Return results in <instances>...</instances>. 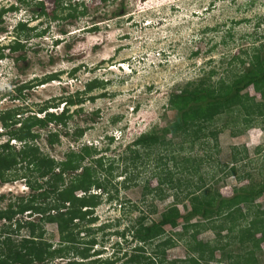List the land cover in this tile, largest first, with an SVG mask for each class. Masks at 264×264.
I'll list each match as a JSON object with an SVG mask.
<instances>
[{
    "label": "rangeland",
    "instance_id": "374dc122",
    "mask_svg": "<svg viewBox=\"0 0 264 264\" xmlns=\"http://www.w3.org/2000/svg\"><path fill=\"white\" fill-rule=\"evenodd\" d=\"M40 2L45 7V17L36 12L41 10L36 6ZM71 2H83L85 15L77 20L55 21L52 17L59 9L57 0H25V4L19 0H0V10L18 7L16 12H7L2 17L0 29L4 31L0 30V48L23 41L25 63L28 65L21 74L18 72L21 68H16L12 58L0 62V132L5 131L1 117L7 110L26 106L31 108L28 111L35 113L39 106L51 102V107L55 104L59 106L49 111L61 113L64 98L69 95L76 97L80 93V98L85 99L82 105L73 106L70 110L73 113L67 128L70 136L61 137L52 149L43 140L44 135L37 144L56 162L64 160L65 154L70 151L78 152L84 145L92 146L97 154L91 161L102 158L105 167H109L98 178L114 200L112 203L102 201L94 210L93 217L97 220L91 225H80V231L74 232L82 242V249L88 246L85 243L95 239L96 245L84 261L91 264L111 259L118 248H126L130 255L135 246L134 243L128 245L132 235L130 230L141 216L147 221L157 220L164 210L174 204L183 214L185 206L190 207V197L185 199L184 204L181 203L185 191L171 189L164 184L157 192H152L159 187L156 174L163 168H173L175 179L187 180L194 189L204 186V189L218 190L223 197H231L235 188L263 179L264 120L247 130L230 125L219 134L217 144L214 138H210L205 143H196L194 148L185 145V152L196 160L188 166L191 173L183 172L182 168L179 170V166L175 169L171 163L158 168L157 158L165 154L159 149H154L156 152L141 150L142 158H136L132 151L135 147L130 145L141 135L162 128L173 120L174 114L168 108L172 91L205 74L209 75L213 70L219 74L213 79H218L234 67L230 65L233 56L241 54L259 38L264 42V0ZM19 23H26L30 31H18ZM62 30L66 34H62ZM49 74H57L59 78L25 91L24 100L16 99L13 92L16 82L39 81ZM95 80L100 83L98 88L84 94L86 84ZM250 93L254 95L252 89ZM91 97L95 100H90ZM258 97L264 99V94ZM28 115L31 113L24 114V117ZM223 122L224 119L219 124ZM53 128L50 125L41 129V133L45 134ZM78 128H84L85 132L77 140L71 135ZM238 151L243 161L232 172V157ZM91 161L87 160L84 165L90 166ZM23 174V170L17 174L14 172L11 180H14L13 176ZM29 193L24 182H4L0 177L1 210ZM91 193H102L103 200L109 197L104 190L93 189ZM77 194L80 196L83 193ZM256 203L264 205V199ZM35 216L25 213L16 216L15 220L23 223L35 221ZM189 221L199 223L201 220L190 215ZM3 224L0 222V231ZM41 225L44 241L51 243L53 248L60 247L61 237L56 223ZM182 226L172 225L166 231L170 234L181 232ZM15 227L16 224H13L11 229L15 230ZM88 229L91 232H87ZM16 234H11V237L19 243L27 232L21 229ZM215 237L212 231L200 235L204 241H212ZM261 247L259 257L264 264V243ZM96 253L100 255L93 256ZM165 256L170 261L185 259L186 247L180 241L174 248L166 250ZM70 257L81 261L80 258ZM158 257L161 255L158 254ZM219 258L218 253L216 259ZM61 260L56 259L52 263L63 264ZM200 260L204 262L205 258Z\"/></svg>",
    "mask_w": 264,
    "mask_h": 264
},
{
    "label": "trees",
    "instance_id": "16d2710c",
    "mask_svg": "<svg viewBox=\"0 0 264 264\" xmlns=\"http://www.w3.org/2000/svg\"><path fill=\"white\" fill-rule=\"evenodd\" d=\"M19 1L25 4V0ZM65 1L67 0H57L59 9L52 20H77L85 15L83 2L79 4L72 3L71 0H68L69 3ZM36 6L41 9L36 11L40 17L47 16L42 2ZM17 10L18 7L14 6L2 8L0 22L7 12ZM17 27L21 32L30 31L26 23H19ZM61 32L66 34L64 30ZM262 40L259 38L253 41L241 54L233 56L230 65L234 67L218 79H213L214 76H219L213 70L209 75L205 74L172 91L168 108L174 114L173 120L162 128L141 135L130 145L135 147L132 151L136 158H142L141 150L156 152L154 149H159L165 154L156 159L158 168L171 163L175 169L179 166V170L182 168L183 172L191 173L188 166L196 160H192V156L185 152V145L194 148L196 143H205L210 138H214L217 144L219 134L230 125L232 128L242 127L247 130L260 124L264 120V99L258 97L264 94ZM8 47L11 52L25 49V45L19 41ZM8 47L0 48V59L6 57L4 51ZM54 78L58 79L59 75L56 74ZM99 84L96 80L87 83L84 94L92 92ZM23 88L25 87H21L20 91ZM251 89L254 95L250 93ZM80 95L78 93L76 97L69 95L64 98L61 113L48 112L59 105L51 107L52 103L47 102L35 112L44 114V117H37L35 114L24 117L28 111L23 109L7 110L1 117L5 131L0 132V177L4 182L25 180L30 193L7 209H0V222L5 223L0 231V264H53L56 259H62L63 264H85L84 261L90 256V249L96 245L95 239H92L82 249V242L74 232L80 231V225H91L97 220L93 217L94 210L102 201L112 203L114 200L98 178L109 167H105L102 158L91 161L97 154L92 146L84 145L78 152L70 151L65 154L64 160L56 162L37 144L44 135L43 140L52 149L60 142L61 137L70 136L67 131L73 114L70 110L85 101ZM90 100L95 98L91 97ZM223 119L224 122L220 125ZM50 125L54 128L42 134L41 129ZM84 132V128H78L71 136L78 140L83 137ZM240 155L241 152L238 151L232 157V172L243 161ZM87 160L91 161L90 166L84 165ZM169 168L157 172L159 187L152 192H157L164 184L171 189L185 191L181 203L184 204L185 199L190 197V207L185 206L183 214L178 205L174 204L164 210L157 220L147 221L141 216L130 230L132 235L128 245L135 244L130 255L126 248H118L111 259L91 264H262L259 254L264 243V205L256 202L264 199V175L261 174V181H251L248 185L235 188L231 197H223L218 190L204 189V186L194 189L193 184L187 180L186 183L183 179H175L173 168ZM20 170L25 171V174L13 176L14 180H11L12 173L17 174ZM93 189L107 191L108 199L103 200L102 193L92 194ZM78 192L83 194L79 196ZM25 213L30 217L36 215L35 221L23 223L15 220L16 216H23ZM190 215L201 221L190 223ZM46 223H56L61 237L60 247L53 248L51 243L44 241L41 224ZM13 224H16L15 230L11 229ZM180 224H183L181 232L167 233V227ZM21 229H26L27 235L17 243L11 234H16ZM205 231H212L216 237L212 241L200 239ZM87 232L91 230L88 229ZM3 236L4 239L1 240ZM180 241L186 247L187 257L167 260L166 250L174 248ZM218 253L220 258L216 259ZM158 254L161 255L160 258ZM98 255L100 253L93 256ZM70 256L80 258L81 261L73 260ZM202 257L205 258L204 262L200 260Z\"/></svg>",
    "mask_w": 264,
    "mask_h": 264
},
{
    "label": "flooded vegetation",
    "instance_id": "af4514ba",
    "mask_svg": "<svg viewBox=\"0 0 264 264\" xmlns=\"http://www.w3.org/2000/svg\"><path fill=\"white\" fill-rule=\"evenodd\" d=\"M1 21H2V18H1ZM3 31V30H2ZM20 43H22L23 45L25 44V43H23V41H19ZM14 44H16V42L14 43ZM9 45H7V47H8ZM10 47H8L6 50H7V53H5V51H4V53H5V55H6V57L5 58H3V59H0V62L2 61V60H4V59H7V58H12L13 60H14V65L16 66V68L18 69V67H20L21 69H19L18 70V72H22L21 74H23L24 73V69H26L27 68V64L25 63L26 62V53H25V50H19V51H15V52H11L10 51V49H9ZM25 48V47H24ZM14 57V58H13ZM23 63V65H21ZM25 63V64H24ZM55 75L56 74H49V75H46V76H44L42 79H40L39 81L38 80H35V81H31V82H21V81H19V82H16L15 84H14V93H16V99H18V100H24L25 98H24V95H25V91H29V90H31L32 88H34V87H38V86H43V85H45V84H48V83H50V82H53V81H55V80H57L56 78H54L55 77ZM45 81V82H44ZM21 87H25V88H23L21 91H20V88ZM47 103V102H46ZM49 103H51V102H49ZM44 105V104H43ZM43 105H41V106H43ZM41 106H39V107H41ZM18 109H23L24 111H28V110H30L31 108L30 107H24V106H22V107H20V108H18ZM50 110V109H49ZM48 110V112H50V113H52V111H49ZM27 113H31L30 111H28ZM36 115L37 117H41L40 115H39V113H31V115ZM41 115H43V117H44V114H41ZM17 181H22V182H24V184H25V180H23V179H20V180H17ZM15 182V181H14ZM25 186H26V184H25ZM27 187V186H26ZM30 191V190H29Z\"/></svg>",
    "mask_w": 264,
    "mask_h": 264
},
{
    "label": "clouds",
    "instance_id": "9594fccd",
    "mask_svg": "<svg viewBox=\"0 0 264 264\" xmlns=\"http://www.w3.org/2000/svg\"><path fill=\"white\" fill-rule=\"evenodd\" d=\"M63 109H64V106H63V108H62V111H63ZM53 112V111H52ZM53 113H55V112H53Z\"/></svg>",
    "mask_w": 264,
    "mask_h": 264
}]
</instances>
